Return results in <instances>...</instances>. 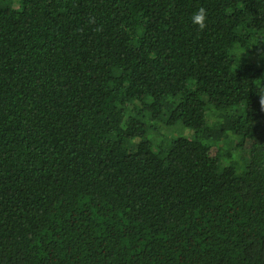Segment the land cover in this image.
Returning <instances> with one entry per match:
<instances>
[{"label":"trees","instance_id":"1","mask_svg":"<svg viewBox=\"0 0 264 264\" xmlns=\"http://www.w3.org/2000/svg\"><path fill=\"white\" fill-rule=\"evenodd\" d=\"M0 264H264V0H0Z\"/></svg>","mask_w":264,"mask_h":264},{"label":"clouds","instance_id":"2","mask_svg":"<svg viewBox=\"0 0 264 264\" xmlns=\"http://www.w3.org/2000/svg\"><path fill=\"white\" fill-rule=\"evenodd\" d=\"M191 19L193 24L198 26L201 31L207 27V11L203 7L199 8L197 12L193 13Z\"/></svg>","mask_w":264,"mask_h":264},{"label":"rangeland","instance_id":"3","mask_svg":"<svg viewBox=\"0 0 264 264\" xmlns=\"http://www.w3.org/2000/svg\"><path fill=\"white\" fill-rule=\"evenodd\" d=\"M173 132V134H176V133H174V132H177V135H179V134H181V135H183V131H182V129L181 128H171V129H169V132ZM184 133H186L187 134V132L186 131H184ZM167 139H169V138H167Z\"/></svg>","mask_w":264,"mask_h":264}]
</instances>
